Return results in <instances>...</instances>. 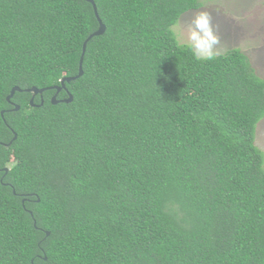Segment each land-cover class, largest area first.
Wrapping results in <instances>:
<instances>
[{"label": "trees", "instance_id": "1", "mask_svg": "<svg viewBox=\"0 0 264 264\" xmlns=\"http://www.w3.org/2000/svg\"><path fill=\"white\" fill-rule=\"evenodd\" d=\"M93 3L53 105L92 5L0 0V264H264V80L177 45L202 0Z\"/></svg>", "mask_w": 264, "mask_h": 264}, {"label": "rangeland", "instance_id": "2", "mask_svg": "<svg viewBox=\"0 0 264 264\" xmlns=\"http://www.w3.org/2000/svg\"><path fill=\"white\" fill-rule=\"evenodd\" d=\"M199 12L209 15L212 30L219 37L218 55L240 50L264 80V0H202L200 9L182 15L177 22L185 35ZM254 142L264 154V119L257 124Z\"/></svg>", "mask_w": 264, "mask_h": 264}, {"label": "clouds", "instance_id": "3", "mask_svg": "<svg viewBox=\"0 0 264 264\" xmlns=\"http://www.w3.org/2000/svg\"><path fill=\"white\" fill-rule=\"evenodd\" d=\"M171 31L177 45L189 50L195 59L210 61L218 55L219 37L212 30L207 13L199 12L195 15L194 26L187 30L186 35L179 23L172 25Z\"/></svg>", "mask_w": 264, "mask_h": 264}, {"label": "water", "instance_id": "4", "mask_svg": "<svg viewBox=\"0 0 264 264\" xmlns=\"http://www.w3.org/2000/svg\"><path fill=\"white\" fill-rule=\"evenodd\" d=\"M88 3H90L92 5V8H93V12H94V15L96 17V20L98 22V29L92 33L90 36H88V38L84 41L83 45H82V53H81V56H80V59H79V67H78V74L74 77H70V78H63L60 80V86H55V87H52V88H48V89H52V90H55V94L51 97V104L55 105L57 104L59 101L56 100V96L57 94L62 90L64 89V82H70V81H73L77 78H79L81 75H82V69H81V65H82V60H83V56H84V52H85V47H86V44L87 42L92 38V37H95V36H101L104 31H105V26L102 24V22L100 21L98 15H97V11H96V7L93 3V0H84ZM47 90V89H37L35 87H32V88H29V89H26L25 92L27 93H31L32 94V97L30 99V105L33 106V98L36 96V95H42V93ZM21 90L18 88V87H13L10 91V94L7 96L6 100L9 101L10 98H12V96L14 95L15 92H20ZM72 100V97L71 95H68V98L65 99V100H62V102L64 103H69L71 102ZM42 103V101H41ZM19 109V107L17 105L14 106V111H17ZM1 115H2V112H1ZM15 135L13 137V139H15ZM4 171L6 172L7 169H4Z\"/></svg>", "mask_w": 264, "mask_h": 264}, {"label": "flooded vegetation", "instance_id": "5", "mask_svg": "<svg viewBox=\"0 0 264 264\" xmlns=\"http://www.w3.org/2000/svg\"><path fill=\"white\" fill-rule=\"evenodd\" d=\"M62 101V100H61Z\"/></svg>", "mask_w": 264, "mask_h": 264}]
</instances>
